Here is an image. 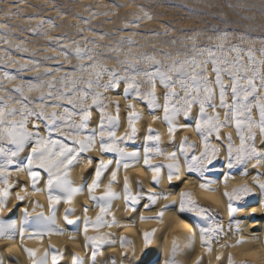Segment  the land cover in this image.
I'll use <instances>...</instances> for the list:
<instances>
[{
	"label": "snow or ice",
	"instance_id": "snow-or-ice-1",
	"mask_svg": "<svg viewBox=\"0 0 264 264\" xmlns=\"http://www.w3.org/2000/svg\"><path fill=\"white\" fill-rule=\"evenodd\" d=\"M138 19H151L147 13ZM138 26V25H133ZM100 36V39H103ZM228 39L227 34L217 37L215 48L205 47L197 48L193 46L191 53H177L175 56L171 54H162L164 63L156 56H144L140 59H124L117 60L119 65L117 68H108L107 62L99 59L102 55L95 51L98 45L95 42L92 48L87 45H80L73 41L70 45H62V51H59V56L63 60L72 64V60L77 61L72 65L71 70L63 71V65L55 69H45L44 76L49 77L46 81L37 83H26L18 85L14 92L18 94L13 99V96L6 93L0 97V158H3L4 163L0 164V207L7 205V198L10 195V189L13 185L10 184L8 177L11 173L8 167L12 165L13 160L24 150L25 146L31 147L30 155L26 157V164L23 169L17 168V171H25L32 180L33 190H36V177L39 172L36 169H43L48 173V188H55L63 193V203H71L76 195L82 194V189L73 187L71 181L66 179L67 167L72 164V159L68 158V153L72 149L59 141L50 139L49 136H43L39 131H30V122L35 119L39 127V122L43 121L51 127H57L62 124L65 127H70L79 131L87 128L91 120L93 110L97 111L100 116L99 133L101 136L107 134L108 140L102 141V150L104 153H114L119 157L117 161V170L112 173V180L118 177L120 167L127 171L130 167L137 166L141 159L147 170L152 173V184L158 185L161 181V173L164 168L167 169L166 175L169 184L174 180L180 179V164L176 152H164L160 146V134L149 128L145 135V144L143 154L135 151H127L121 147L125 139L134 141L137 136L136 124L143 118L142 114L136 111L135 103L129 104L127 110V123L129 132L120 141L115 139L114 129L119 128L120 105L113 104L116 109L115 116L107 112L105 101L109 99L106 95L114 90L123 87V99H131L136 102L143 101L148 109L153 110L154 115L156 110H162L164 113V123L168 129L169 137L174 138L178 131L182 128L177 124V119L183 117L185 121L191 119L200 141L203 145V150L200 155L187 156V152L194 150L196 145L188 143L185 139L180 144V154L185 155V164L189 173H202L208 166H214L219 149L212 144V138L220 141V137L225 128H234L236 136L239 139V145L233 143L232 136L226 135L224 139L227 141V164L225 167L232 170L237 166H246L254 161L253 168L264 167V58L257 61L249 50L247 53V63H244L241 58V53L244 52L236 46L231 47L226 52L224 50V42ZM131 44L132 41H128ZM110 52L119 53V48H110ZM229 54H234L232 59H229ZM264 55V53H262ZM52 59V58H50ZM33 65L29 68L28 65ZM144 64L145 67H140ZM211 67V73L209 72ZM21 71H40L39 64H34L32 61H26L25 64L19 65ZM61 72L63 74L61 75ZM210 74L214 79H210ZM59 76V79L54 77ZM227 77V83L225 78ZM3 79L11 82L15 77L7 72L3 73ZM39 81L40 78L38 77ZM147 85V89L142 91V88ZM161 86L165 92L162 97L163 104L160 103L161 97L156 94L157 87ZM0 85V90H2ZM30 93H39L35 98L30 97ZM230 96V99H229ZM91 101V107H87ZM19 104V108L13 105ZM71 106V109L67 107ZM193 108H198L197 115L193 116ZM49 109H60L58 113ZM258 112V119L253 118V111ZM212 115H209V112ZM223 112L224 119L221 120L220 112ZM19 116L20 119L15 118ZM79 119V125L74 124L75 119ZM257 133L261 139L260 146L257 147ZM96 134L92 136L73 137V142L79 144L81 152L88 151L95 143ZM10 146V147H9ZM156 157H164L167 160L173 161L166 165H153L151 161ZM109 165L101 164L96 169V180L88 187V192L93 201L97 202V207L100 209V214L95 221L87 218L88 209H84L85 219L83 221L84 247L88 249L91 258L100 264L99 256L102 254V249L105 245L111 247L117 241H114L108 234H98L89 236L87 233L91 229L96 233H100L103 228L124 227L120 224L115 216L108 220L107 217L111 214L112 201L120 199L121 196L112 191L110 183L105 189V194L100 197L91 195L94 193L100 183L103 169ZM65 169V171H61ZM247 176L245 170L242 173ZM233 179L228 172H224L222 179L207 180L199 183V188L216 196V185L223 184L227 187V182ZM256 181V186L262 197H264V179L261 174L253 177ZM138 187H142L137 183ZM223 197L226 198L227 214L230 217L229 229L235 228V234H239L241 222L235 219V214L241 209L237 204L246 196L253 195L252 189L247 185L233 189V191L223 192ZM122 198L126 207L130 211H135V206L144 199L143 192L133 193L127 179L124 181ZM19 201H23L24 197L18 196ZM150 205H155L158 200H167L168 196L161 194H148L146 197ZM49 205L53 209L61 203L60 197L49 194ZM235 202V203H234ZM175 205V204H174ZM41 207L35 204L34 208ZM169 205L160 210L155 216L156 223L162 224L163 218ZM261 207L264 208V200L261 201ZM72 209H69L64 214V222L67 226L77 224L73 220ZM211 209L199 205L194 199L191 192H181L178 202V214H191L198 218L199 221L205 222L206 226L198 228V234L201 246L204 247L210 254L212 252L213 242H218L221 239L223 232V224L214 219L211 215ZM255 209H253V212ZM24 216L28 217L27 210L24 211ZM46 221V224H38V230L29 233L30 239L43 240L46 236L64 235L65 233L58 228H52L50 225H55V216L45 217L41 213L38 218ZM141 222H146V217H139ZM211 221V223H208ZM234 222V223H233ZM21 238L24 237L26 229L17 228L13 223H0V237L9 239L14 238L17 233ZM156 234V230L146 231L142 233L143 244L149 246ZM197 231H193L187 238L186 246L191 248L196 240ZM121 249L132 246V241L125 237H121L118 241ZM238 245L244 241L238 240ZM173 244L176 241L173 240ZM228 247V245H221ZM27 253L31 264H60L63 259V253L55 252L51 254L45 251L38 255L36 251L24 249ZM219 260L220 257H217ZM0 264H4L3 259H0ZM72 264H87L86 260H82L78 255H73ZM111 264H116L115 259L111 260ZM164 264H176L174 259H166ZM202 264V262H198ZM228 264H232V258L228 257Z\"/></svg>",
	"mask_w": 264,
	"mask_h": 264
},
{
	"label": "rangeland",
	"instance_id": "rangeland-1",
	"mask_svg": "<svg viewBox=\"0 0 264 264\" xmlns=\"http://www.w3.org/2000/svg\"><path fill=\"white\" fill-rule=\"evenodd\" d=\"M144 13L151 19H138ZM223 34L228 36L226 52L236 46L244 50L241 54L250 50L257 61L262 59L264 0H0V92L15 100L18 85L49 79L45 69L63 65V71L71 70L77 61L66 63L59 51L73 41L89 48L93 47L89 42H95V51L102 54L99 59L111 69L119 66L117 60L144 56L168 63L162 54H190L193 46L215 48ZM26 61L39 64L40 71H21L19 65ZM5 72L15 80L5 82Z\"/></svg>",
	"mask_w": 264,
	"mask_h": 264
},
{
	"label": "bare ground",
	"instance_id": "bare-ground-1",
	"mask_svg": "<svg viewBox=\"0 0 264 264\" xmlns=\"http://www.w3.org/2000/svg\"><path fill=\"white\" fill-rule=\"evenodd\" d=\"M241 58L244 63L247 61L246 54H241ZM209 72L211 73V67H209ZM210 79H214V77L211 75ZM225 80L227 83V77ZM2 83L3 80H1L0 77V85ZM157 90V96L161 97L160 103H162V97L165 90L159 85ZM113 97L122 98L123 87L115 90ZM122 100L124 99L122 98ZM128 100L133 101L131 99ZM134 102L143 110V117L146 118L152 114L153 110L148 109L144 102ZM120 106L121 108L124 107L123 102ZM194 109L198 113V108ZM93 112L95 113L98 122L99 113L95 110H93ZM155 114H162V110H156ZM121 115L124 118V126H126L127 111H123ZM253 118L258 119V112L256 110L253 111ZM180 122L187 125L189 130L185 131L182 129L178 131L176 134L177 140L175 142H162L159 146L163 149L178 150L179 142L182 141L183 137L186 135L191 142L199 141L198 147L200 150H203V145L199 136L197 133L191 131V129L194 128L193 121L191 119L185 121L183 117H180ZM140 125L142 126V130L139 135L143 137L147 134L148 121L142 119ZM90 126L94 127L95 123L90 122ZM153 127L155 132H163L166 135L167 127L165 124L154 125ZM231 129L233 132L235 131L234 128ZM163 140L164 137H162V141ZM234 140L238 145L239 139L236 135H234ZM212 142L216 144L222 143L221 141H216L214 138H212ZM256 143L259 147L258 133ZM124 146L127 147L129 151L139 152L141 155L143 154V142L138 143L135 140L128 141ZM222 149L219 157L214 161L216 171L211 174V176L205 177L204 179H222L223 173L228 172L233 179H230L227 182V187L221 184V193L224 191L231 192L233 189L244 185H247L252 189L253 195L244 197V199L237 204L241 209L235 214V219L241 222V229L238 235L235 234L234 226L232 229H229L228 226L230 217L227 214L226 198L223 197L222 194L220 196L205 195L202 190L198 189L197 184L184 182L189 176H191L193 180L198 179V173H187V175L182 174V179L180 181H176L168 186L171 191L172 199H177L179 193L183 191L194 193L193 199L199 205L210 208L214 219L223 224V232L220 234L221 239H219L218 242H213L212 252L209 254L207 250L201 246L199 239L198 228L200 226H206L205 222L199 221L198 218L191 214H178L176 212V209L178 208L177 202V204L170 205L167 209L163 218V223H156L154 220L155 213L158 210L163 209V203L168 202L158 201L155 205H150L145 197L140 207L133 212L132 217H128L126 214L119 217L120 224L125 225L124 227H114L112 230L103 228L100 233H96L91 229L89 230L87 233L89 236L107 233L114 241H117V243L111 247L107 245L104 246L102 254L98 258L100 264H111L112 259H115L116 264H164V261L170 258L174 259L176 264H198V262H202V264H228L229 256L232 258V264H264V208L261 207V201L264 200V197L261 196L259 189L256 186V181L253 179L258 173L261 174V178L264 179V167L253 168L248 164L246 168L241 165L232 170H228L225 167L227 160V145H222ZM193 153H195V149L193 150ZM191 154L192 153H190V155ZM104 155L106 157H112L114 154L106 153ZM2 161L3 158H0V164H2ZM140 162V166L129 173L130 181L133 184V193H135L138 182L150 184L151 187L157 188V185H153L151 182V172L145 168L142 159ZM151 163L153 165H166L167 163H171V161H164L163 157H160L153 159ZM252 163H254V161ZM245 170L248 172L246 177L242 175ZM8 171L14 172L15 167L9 166ZM36 171L42 170L36 169ZM163 171L167 172V169L164 168ZM8 179L9 182L13 184L16 182L23 183L22 180H19V178L14 176H10ZM0 187H2V184H0ZM120 187L122 189V183ZM18 191L19 188L16 186H13L10 189V195L7 198V205L11 206L15 201L16 207L13 208L10 213H0V223H15L13 218L18 217L25 207H28L31 212L34 210L35 204L44 203V197H38L33 198L31 206H29V198L27 196L24 197L22 202L16 200V194ZM144 204H147V208L144 207ZM87 206L88 205L85 204V207ZM253 209H255L254 212ZM90 215L94 216V213L90 212ZM141 215L146 217V222H141L139 220ZM107 219L111 220V217L109 216ZM208 223H211V221ZM64 227L67 234L46 236L43 240L29 238V233L38 230L37 225L35 224L31 226V230L26 232L23 238L19 236L18 232L14 234V238L12 239L0 237V259H3L4 264H30L31 261L24 249H31L36 251L38 255L43 254L45 251H49V261L52 253H63V259L60 261V264H72V257L78 252L81 253L84 260L88 261L91 258V254L90 251L84 247L85 239L82 230L83 221L77 220L76 228L67 225H64ZM153 229L156 230L153 241L149 246L145 247L143 244L142 233L146 231L150 232ZM193 231H197V236L193 246L189 248L186 246V242L187 238ZM70 236H75V239H70ZM121 237H125L132 241V246L121 249L118 243ZM173 240L176 241L175 245L173 244ZM238 240H242L244 243L238 245L236 243ZM221 245H228V247L222 248ZM217 257H220V259L218 260Z\"/></svg>",
	"mask_w": 264,
	"mask_h": 264
},
{
	"label": "clouds",
	"instance_id": "clouds-1",
	"mask_svg": "<svg viewBox=\"0 0 264 264\" xmlns=\"http://www.w3.org/2000/svg\"><path fill=\"white\" fill-rule=\"evenodd\" d=\"M117 69H119V66L117 67ZM54 79L58 80L59 76L57 75L56 77H54ZM157 91L158 90H156V94H157ZM31 94L32 93H30L28 95L30 97H32ZM4 95H5V93L0 92V97H3ZM36 95L38 96L39 93H36ZM261 95L264 96V92H262ZM107 96L109 97V99L106 100L105 105L107 108V112L109 114L115 116V113H116V109L113 107H110L111 105H113V104L121 105L122 102L124 105L123 108H121V106H120L119 128L113 130L114 134H115V139L117 141H120L121 138L125 137L126 134L129 132L128 123L126 124V126H124V118L121 115V113L123 111H127L129 104H132L135 102L125 100V99L122 100V98H116V97H112L110 95H107ZM161 104H163V101ZM13 106L19 108V104H15ZM86 106L91 107V101H89V104ZM135 107H136L137 112H139L141 114L143 113V110L140 109L136 103H135ZM48 111H49V113H51L52 111H56L59 113L61 110L60 109H49ZM192 113H193V116L197 115V112L194 108L192 110ZM212 114L213 113L210 111L209 115H212ZM163 118H164V113L162 112V114H154V115L151 114V115L147 116L146 118L143 117L142 119H146L148 121L147 130L149 128L154 130V127H153L154 125L165 124ZM220 118H221V120L224 119V114L222 111L220 112ZM15 119L19 120L20 117L17 116ZM100 119L101 118L99 116L98 122H97L95 113L92 112L90 122L95 123V126L94 127L90 126V122H89V125L87 128L80 129L79 131H77L76 129H72L70 127H65L62 124H58L57 127H51L43 121L39 122V127L36 128L35 125L37 124V121L35 119H33L30 122V127H29L30 131H39L41 135L46 136V137L49 136V133H50L51 134L50 139L59 141L60 143L66 145L68 148L72 149V151L70 153H68V158H71L73 162L66 169V172H67L66 179L71 181V184L73 187L82 189V194L76 195L70 204L69 203H63L62 202L63 201V195H64L63 193H61L58 189H55V188L49 190V188H48V180H49L48 173L45 172L43 169H41L42 171H38L39 175L36 177V190L34 191L33 187H32L33 182L29 178V176L27 175L26 170L25 171H17L16 170L18 167L21 169H23L25 167L26 157H27V155L31 154V151H32L31 147L26 145L24 150L13 160L12 165H10V166L15 167V171L10 172L11 173L10 176H14V177L19 178V180H22L23 183L16 182L14 184L13 183H10V184L19 188V191L16 194V200H18L17 199L18 196H20V197H26L27 196L29 198V206H31V201L33 198L44 197V203H42V204L37 203V204L41 205V207L34 208V210L31 212L29 211L28 207H25L23 209V211L20 212L18 217L13 218L15 220V223H13V224H15L18 229L24 228V229H26V232H29L31 230V226L33 224H35V225L46 224L47 223L46 221H42V220L38 219L40 217L41 213H43V215L45 217L55 216L56 223H55V225H50V227H52L54 229L58 228L61 231H63L65 234H67L66 229L64 227V225H65L64 214L69 209L74 210L72 217H71L73 220L84 221V219H85L84 209L87 208L88 209L87 218L91 221H95L97 216L100 214V209H99V207H97V202H95L91 199L90 194L88 192V187L91 186L93 184V182L96 180V169L99 168L102 163L107 164L109 166L107 168L103 169L102 176H101L100 183H99V187L91 195H95L96 197L103 196L105 194V189L107 188V186L110 183L112 184V191L119 194L121 196V198L112 201L111 214L109 215L110 217L115 216L117 221L120 223V220H119L120 216H123L126 214L128 217H132L133 212H135L136 209L140 207L141 203H143L144 199H141L140 202L135 206V211H130L126 207L125 202L122 198L125 179H127L128 184H129V186L133 192V184L130 181L129 173L131 171H133L135 168H138L140 166L141 162L135 167L128 168L127 171H125L123 167H120L118 177L115 180V182H113L112 173L117 170V161L119 160V157L114 153H112V154H114L112 157H106L104 155L106 153H104L102 150V141H107L108 136H107V134L101 136L99 133ZM140 121L135 125L136 129H137V136L135 138V141L138 143L143 142L145 144V139H144L145 136L141 137L139 135L140 131L142 130V126L140 125ZM79 123H80V121L78 118L74 120V124L79 125ZM177 124L182 129H184L185 131L189 130L187 125L180 122V117L177 119ZM191 131L193 133H196L195 127L192 128ZM94 133L96 134V140H95L94 145L88 151L81 152L79 149V144L73 142V137H79L80 139H83L84 137L92 136ZM158 133L160 134L159 145L162 142H175L177 140V135L174 138L169 137L167 128H166V135L163 132H158ZM229 134L232 136L233 143L236 144V141L234 140V135H236V133H235V131L233 132V130L231 128H225L223 130V135H221V137H220V141L222 142L221 144H216V143L211 141L212 144L219 149V154H218L217 158L219 157L220 153L223 150L222 145L227 144V141L224 139V137L226 135H229ZM162 137H164L163 141H162ZM185 139L188 141V143L196 145L195 153H193V150L190 149L187 152V156L188 157H191L192 155L199 156L201 151H202L198 147L199 141L191 142V141H189V137L186 135L183 137V140L179 142L178 150L163 149L160 146V148L164 152L172 151V152L177 153V156H178L177 162L180 164V168H181L180 179L174 180L171 184H169L166 172L162 171L161 181L157 185V188H153L150 186V184H145L142 182V183H140V185L142 187L136 186L135 193H139L142 191L145 197H147L148 194H161V195L168 196L167 200H163V199L158 200V201H162V202H168V203H163L162 208H164L165 205L170 206V205L177 204V202H179V197H180L181 192L179 193V197L177 199H172L171 191H170L168 186L172 185L176 181H180L182 179V174L187 175V173H189L187 171V167L185 164V155L180 154V147H179L181 142H183ZM128 141L129 140L125 139L123 141V143L121 144V147L127 151H129V150L124 145H126ZM259 143H261L260 138H259ZM257 147H258V144H257ZM190 153H192V154L190 155ZM156 158H160V157H156ZM163 160L164 161H170V160L165 159L164 157H163ZM3 163H4V160L2 161V164ZM171 163H173V161H171ZM167 164H169V163H167ZM226 164H227V160H226L225 165ZM253 164L254 163H250V166L253 167ZM61 171L63 172V171H65V169H61ZM215 171H216L215 165L214 166H208L205 171H203L202 173H198L199 174L198 179L193 180V178L191 176H189L184 182L185 183H189V182L195 183L198 185V189L201 190L199 188V183H201L203 181L211 180V179L206 180L204 178L211 176V174H213ZM151 181H152V173H151ZM121 183L123 185L122 189L120 187ZM216 187L218 189L216 192V195L220 196L221 194H223V193H221V184L216 185ZM183 192H187V191H183ZM203 193L205 195H212L211 193L204 192V191H203ZM49 194L56 196V197H60V199H61V203L57 204L54 209L52 207H50V205H49V201H48ZM191 194H192V196H194V193H191ZM85 204H87L88 206L85 207ZM15 207H16V202L14 201L11 204V206L6 205L4 207H0V213H10L13 210V208H15ZM144 207L147 208V204H144ZM97 209H98V211H97ZM177 209H176V212H177ZM25 210H27V212L29 213L28 217L24 216ZM159 211L160 210H158L155 213V216L157 215V213ZM90 212L94 213V216L90 215ZM210 214L212 215V211ZM73 227L76 228V225H73ZM107 229L112 230L113 228H107ZM77 234H78V230H77ZM105 234H107V233H105ZM70 239H75V236H70ZM76 255H78L79 257H81L82 260H84L81 256V253L78 252ZM30 264H31V262H30ZM87 264H96V261L94 259L90 258L87 261Z\"/></svg>",
	"mask_w": 264,
	"mask_h": 264
}]
</instances>
